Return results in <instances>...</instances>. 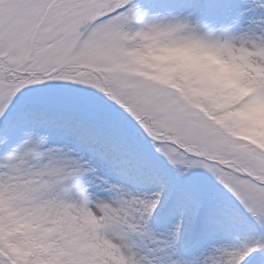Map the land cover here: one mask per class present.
<instances>
[{"label":"snow or ice","instance_id":"6c2138e0","mask_svg":"<svg viewBox=\"0 0 264 264\" xmlns=\"http://www.w3.org/2000/svg\"><path fill=\"white\" fill-rule=\"evenodd\" d=\"M261 105L264 0H0V264H264Z\"/></svg>","mask_w":264,"mask_h":264},{"label":"rangeland","instance_id":"374dc122","mask_svg":"<svg viewBox=\"0 0 264 264\" xmlns=\"http://www.w3.org/2000/svg\"><path fill=\"white\" fill-rule=\"evenodd\" d=\"M215 65L214 74L221 79H230L234 76V70L229 68L228 66L215 61H212ZM255 134L264 139V105H261L256 112L255 116Z\"/></svg>","mask_w":264,"mask_h":264}]
</instances>
